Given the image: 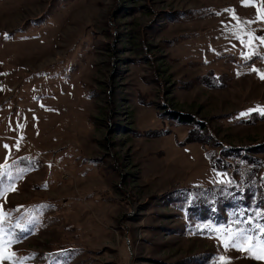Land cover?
I'll use <instances>...</instances> for the list:
<instances>
[{"label":"rangeland","instance_id":"rangeland-1","mask_svg":"<svg viewBox=\"0 0 264 264\" xmlns=\"http://www.w3.org/2000/svg\"><path fill=\"white\" fill-rule=\"evenodd\" d=\"M262 110L264 0H0V264H264V197L188 209L263 185Z\"/></svg>","mask_w":264,"mask_h":264},{"label":"trees","instance_id":"trees-1","mask_svg":"<svg viewBox=\"0 0 264 264\" xmlns=\"http://www.w3.org/2000/svg\"><path fill=\"white\" fill-rule=\"evenodd\" d=\"M179 122H184V123H192L194 122V118L188 115H181L178 116ZM210 162L211 165L215 168L218 167L217 163L219 162H215L213 160L212 157H210ZM256 175L257 177H260L261 174H259L257 172ZM234 174L230 175L229 177V182L222 184V185H218V191L222 192V195H217L216 194V198H213L212 196L207 197L206 200H201V197H195L194 199L191 200L188 209L190 211H194V213H196L197 216H199V218H203L204 216H207L210 212L209 210V206H202L205 203H207L208 201H216L217 198L221 197L223 200L222 201H216V202H224L226 204H221L220 206V210L222 212V215L224 213V210L227 209H234L237 208L238 209L235 211L234 213V221L236 223H238V221L236 220V217H244V219L248 218V219H252L254 220V222H258L260 224V222L257 220V214L258 211L260 209V204H261V199L262 197H264V183L263 185H260L257 187V189H249L248 185L251 182H255L254 178H256V176L254 175H249V177L245 178H237V177H233ZM234 178H236V180H234ZM231 179V180H230ZM255 184V183H254ZM254 193V195H253ZM238 210H242L244 212L243 213H239L237 214ZM214 211V210H211ZM233 213V210H232ZM257 213V214H255ZM261 225V224H260ZM264 225V222H263ZM261 228H263V226H260ZM259 231L257 230H253L251 227V231L248 232V234L246 235V237H248V240L250 243L254 244L253 242H260L261 244L264 245V234L259 233ZM260 234V235H259ZM259 235V236H258Z\"/></svg>","mask_w":264,"mask_h":264},{"label":"snow or ice","instance_id":"snow-or-ice-1","mask_svg":"<svg viewBox=\"0 0 264 264\" xmlns=\"http://www.w3.org/2000/svg\"><path fill=\"white\" fill-rule=\"evenodd\" d=\"M262 111H264V110H262ZM241 115L243 116V115H246V113H241ZM5 147L7 148V145H5ZM5 190H7V189H5ZM246 239H247V237H246Z\"/></svg>","mask_w":264,"mask_h":264}]
</instances>
